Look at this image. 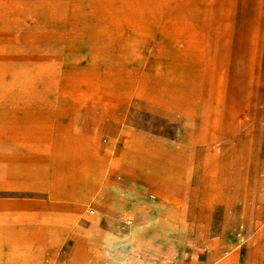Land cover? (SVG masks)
<instances>
[{"label":"rangeland","instance_id":"rangeland-1","mask_svg":"<svg viewBox=\"0 0 264 264\" xmlns=\"http://www.w3.org/2000/svg\"><path fill=\"white\" fill-rule=\"evenodd\" d=\"M153 222L139 256L234 264L264 228V0H0V264Z\"/></svg>","mask_w":264,"mask_h":264},{"label":"crops","instance_id":"crops-1","mask_svg":"<svg viewBox=\"0 0 264 264\" xmlns=\"http://www.w3.org/2000/svg\"><path fill=\"white\" fill-rule=\"evenodd\" d=\"M103 194L102 199H107L108 201H110L109 199L116 198L120 200L127 199V196H120V192L104 191ZM121 209L118 208L117 210L123 214L124 212ZM91 226V230L99 232L119 234L122 231L121 223L111 221ZM163 229L168 231L159 222H153L148 226L137 224L127 230L128 234L123 241L117 239L110 242L102 239H93L79 242V245L76 247L83 248V250L76 251V254H79L83 259V264H234L236 262L233 247L222 245L217 237L210 238L206 246L195 247L194 245L187 253L183 252L180 256H174L171 259L143 256L144 254L139 256L140 243L138 240L141 238V233L148 231L156 233ZM243 233L245 234L246 241L242 262L244 264H263L264 250L255 252L253 249H264V228L255 231V234H252L249 228H247ZM253 235L256 238H253ZM254 254L256 255L255 261H252Z\"/></svg>","mask_w":264,"mask_h":264}]
</instances>
